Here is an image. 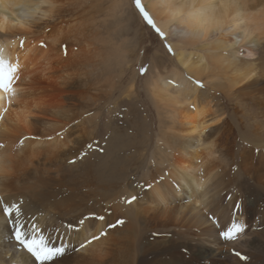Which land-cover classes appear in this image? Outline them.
Returning a JSON list of instances; mask_svg holds the SVG:
<instances>
[{
  "label": "bare ground",
  "instance_id": "6f19581e",
  "mask_svg": "<svg viewBox=\"0 0 264 264\" xmlns=\"http://www.w3.org/2000/svg\"><path fill=\"white\" fill-rule=\"evenodd\" d=\"M139 1L167 35L176 69L158 84L167 75L151 65L146 83L161 121L133 179L115 151L128 143L122 132L95 153L102 107L89 113L117 87L104 71L109 59L129 62L110 29L133 20L132 0H0V59L21 66L17 94L0 92V197L24 201L46 235L64 236L68 250L58 264H119L120 256L122 264H183L189 255L199 262L188 264H216L236 249L248 257L241 264H264V0H167L217 16L228 5L223 28L203 41L182 25L162 27L164 0ZM222 96L235 103L234 121ZM237 202L249 227L226 241L213 219L228 223ZM12 243L0 223V264H10Z\"/></svg>",
  "mask_w": 264,
  "mask_h": 264
},
{
  "label": "rangeland",
  "instance_id": "374dc122",
  "mask_svg": "<svg viewBox=\"0 0 264 264\" xmlns=\"http://www.w3.org/2000/svg\"><path fill=\"white\" fill-rule=\"evenodd\" d=\"M140 5L141 3L139 0H132L133 20L131 19L130 21H126L125 19L120 22L121 25L118 24L110 29L112 33L111 36L115 39V42L119 43L124 48H127L130 56V58L128 57V63L121 61L120 64H117L116 62H118L119 59H109L108 67H106L104 70L111 71L110 73L113 74H110V76L118 83L116 89H114L112 92V99L110 101L100 100L97 101L96 104L93 103L91 106H89L91 109H93L89 112L90 114H97L94 109L96 106L102 107L101 114L96 117L97 125L95 127V132H97V136L95 138L94 144H96L97 151H95V153L102 154V151L104 150L105 146L108 145L109 141L113 142L115 146V134H113V132L117 131L116 133L119 134L122 132V135L120 136L125 138L128 143L125 146L126 148L120 150V152H118V150L115 151L120 153L122 156L124 155L125 159L121 162V164H123L126 176L130 175L133 179L137 177V170L139 167H141V155L145 154L148 151V148H151L156 144V133L159 128V122L161 121V116L157 112L156 107L152 102L149 88L146 83L149 75L152 71H154L151 70V68L155 64L160 77L167 75L160 80H158L159 76L154 77L155 81L158 80V84H161L163 80L168 81L172 70L176 69L175 65L172 64L173 52L170 53L165 47L166 43L169 44L168 41L161 40V38L157 36L152 29L148 28L147 25V27L144 28L140 25L141 21L138 19V17L141 18L140 11L138 10ZM112 21L116 20L113 18ZM98 30H100L98 33H101L104 37L107 35L108 30L105 26L100 25ZM142 67L148 69L144 75L140 74ZM131 80L133 81L132 88H134L130 89L131 92H129L130 90L128 91V88L127 90L125 88L130 85ZM192 81L195 80L193 79ZM197 81H200L204 88L206 87L207 84H205L203 80H196V82ZM196 82L193 83L198 86ZM175 83L180 85L178 82H174V80H171L169 85L174 88L176 87L174 86ZM198 87L199 90H204L203 87ZM124 89L125 91L123 92L122 90ZM178 90L183 89L182 87H179ZM222 98L224 99L223 96ZM224 102H226L225 105L227 109V115L230 117L229 119L234 121L235 116H233L234 114L231 111V106L235 104L234 101H229L226 98L224 99ZM168 113L169 114L166 115H172V113ZM230 114L233 115L229 116ZM142 146L144 147L143 149ZM116 156L117 154L115 152L111 153L110 160L116 158ZM94 159L97 160V157ZM151 163L152 162H149L148 165ZM121 187L123 188V185ZM94 200L96 199L92 197L89 201H86V203L90 202L91 204ZM106 213H108V211ZM105 218H108V216H105ZM244 235L245 234H242L241 236L240 234L238 237L242 238ZM238 237L237 240L240 239ZM235 251L240 252L239 249H236ZM243 251H245V253L252 252L248 248L243 249ZM191 257L192 255H189L188 260H184L183 264H188L189 262H199V260L194 256L192 257L191 261ZM232 258H234V260ZM219 260L221 261L217 262L216 264H241V257L235 255L234 253L232 257L226 259V261L224 258H219ZM119 261V264L123 263L121 256Z\"/></svg>",
  "mask_w": 264,
  "mask_h": 264
},
{
  "label": "snow or ice",
  "instance_id": "6c2138e0",
  "mask_svg": "<svg viewBox=\"0 0 264 264\" xmlns=\"http://www.w3.org/2000/svg\"><path fill=\"white\" fill-rule=\"evenodd\" d=\"M185 7L191 8V5H185ZM138 10L145 24L152 29L161 40L166 41L167 35L157 25L155 18L148 12L147 8L142 3ZM237 43H239V41H237ZM23 46V41H21L20 47ZM165 47L170 53L173 52L170 44L166 43ZM20 68L21 66L18 60L15 64H11L0 59V92L9 93L12 96L17 94L16 85L20 80L18 75ZM147 71V68L142 67L140 74L144 75ZM196 83L198 86L203 87L200 81ZM8 103L11 104L12 101L9 100ZM4 111H6V109H4ZM48 139L50 140L52 137H48ZM20 144H23V140L20 141ZM146 187L150 189L152 185L149 183ZM137 199L138 197L133 195L128 198L126 202L132 204ZM240 208L241 204L239 202L233 205V211L237 213V215L233 216L230 213L229 222L226 224H220L218 218L213 219V223L218 227L219 236L226 241L237 240L238 234L244 233L249 227L246 221H241L239 219ZM88 219H92V216L90 215ZM98 219L103 220L104 217L100 216ZM37 220L38 218L35 214H29L27 212L24 201L7 200L4 197H0V223H3L7 230V236L13 241L10 245L11 253L8 257L10 264H58V258L66 254L68 246L64 236L57 235L53 237L50 234L46 235V229L42 228ZM84 223V218L77 221L78 225H83ZM117 223L122 224L124 221L119 220ZM68 227L75 228L76 226L69 224ZM104 235H106V233L101 232L99 236H92L90 240L81 243L80 248L84 249L88 244L100 239ZM234 254L240 256L244 261L248 260L247 256H242L239 252H234ZM13 257H19V259L13 260Z\"/></svg>",
  "mask_w": 264,
  "mask_h": 264
},
{
  "label": "clouds",
  "instance_id": "9594fccd",
  "mask_svg": "<svg viewBox=\"0 0 264 264\" xmlns=\"http://www.w3.org/2000/svg\"><path fill=\"white\" fill-rule=\"evenodd\" d=\"M191 7L193 6L191 5ZM227 7L226 3H221L220 8L224 9L225 12L219 16L204 12L200 8H194L189 13L185 11V5L173 6L167 0H164L161 4L162 10L159 17L162 27L167 28L173 24L182 25L191 34L188 38L203 41L207 39L211 31L219 32L223 28Z\"/></svg>",
  "mask_w": 264,
  "mask_h": 264
}]
</instances>
